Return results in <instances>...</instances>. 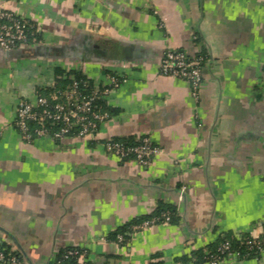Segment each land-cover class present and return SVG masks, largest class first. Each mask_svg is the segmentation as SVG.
<instances>
[{
  "label": "crops",
  "instance_id": "obj_1",
  "mask_svg": "<svg viewBox=\"0 0 264 264\" xmlns=\"http://www.w3.org/2000/svg\"><path fill=\"white\" fill-rule=\"evenodd\" d=\"M0 7L39 35L0 49V239L26 264H52L68 248L80 264H187L181 258L198 251L205 262L226 236L264 232V0ZM169 50L203 59L196 95L160 72ZM77 73L107 90V119L92 136L23 141L18 102L34 104L38 92ZM143 137L159 149L147 165L105 147ZM160 204L175 208V222L134 228ZM217 264H264V245Z\"/></svg>",
  "mask_w": 264,
  "mask_h": 264
},
{
  "label": "built area",
  "instance_id": "obj_2",
  "mask_svg": "<svg viewBox=\"0 0 264 264\" xmlns=\"http://www.w3.org/2000/svg\"><path fill=\"white\" fill-rule=\"evenodd\" d=\"M29 41L30 32L27 20L0 7V49L8 51L27 44ZM202 63L201 57L193 58L183 51L169 50L164 54L159 69L164 75L185 81L196 95L202 82ZM110 83L114 86L117 84L113 78H110ZM81 84L86 86L85 82ZM106 91V89L101 91L92 89L89 93H85L84 90L78 88V82L73 81L64 90L56 89L46 94H38L34 104L20 100L16 109L14 126L20 138L26 142L42 137L60 140L69 135L92 136L98 125L108 117L106 111L96 103ZM105 147L119 158L132 156L141 165H147L159 153L158 147L153 145L147 137L141 138L135 144L110 140L105 143ZM168 221L169 216L162 214L160 218L145 221L134 228L153 222ZM241 236L236 235L247 251L258 252L264 245V232L259 235H247L244 238ZM4 244L9 245L0 239V264H24L18 256L16 246L10 245L5 248ZM217 251L225 254L224 257L234 258L239 255L237 251L230 249L227 241L221 243ZM77 255V250L68 248L61 256L56 257L55 255L52 264H60L63 259ZM224 257L218 258L215 254L209 253L205 262L198 264H217Z\"/></svg>",
  "mask_w": 264,
  "mask_h": 264
},
{
  "label": "trees",
  "instance_id": "obj_3",
  "mask_svg": "<svg viewBox=\"0 0 264 264\" xmlns=\"http://www.w3.org/2000/svg\"><path fill=\"white\" fill-rule=\"evenodd\" d=\"M28 23V29H29V32H30V41L26 44H33L35 42H37L39 40V35L38 33L36 32V27L35 25L30 22V21H27ZM18 47V46H17ZM16 48V47H15ZM58 74H60V71H56ZM73 81H76L78 82V88L82 89L85 91V93H89L93 87L91 85V82L85 78L83 75L77 73L74 75V78H72L71 80L69 79H59L56 81V83L53 85V87H51L50 89H48L47 91H40L38 92L39 94H46V93H49L51 92L52 90H56V89H60V90H64L66 87L70 86L72 84ZM82 82H85L86 83V86H82ZM97 105L100 106V108L102 110L105 111V108L103 107V103L101 101V99H98L96 101ZM59 141V140H58ZM116 141V140H114ZM119 141V140H117ZM128 143V142H127ZM162 214H167L169 216V221L168 222H175L177 220V215H176V211H175V208L171 207V206H168V205H163V204H160L156 211L154 212V214L151 216V217H155V218H160ZM124 232V229H119L117 230L115 233L112 234V236L114 237L117 233H123ZM242 238L244 237H247L246 235H242L241 236ZM241 238V239H242ZM227 241L229 243V246H230V249L231 250H234V251H237L239 253L238 257H244V256H252V255H255L257 252H252V251H247L245 249V246L243 244H241V240L238 239L236 236H233V235H229V236H226V238L222 241ZM221 243L219 244L218 243H214L211 245L210 247V253L212 254H215L216 257L218 258H222L225 256V254H222L220 252L217 251V247L220 246ZM5 248H8L10 245H3ZM66 250V249H65ZM65 250H61V251H58L56 253V257H59L61 256ZM18 256H20V254L18 253ZM204 253L202 251H198L196 252L195 254H192L191 257H188V256H184L183 258H181V260L184 262V263H187V264H196L198 261H202L204 262ZM21 260L24 261L23 258H21ZM4 264H8V263H4ZM24 264H26V262L24 261ZM60 264H80L77 260V256H72V257H68L66 259H63L61 261ZM88 264H92V263H88Z\"/></svg>",
  "mask_w": 264,
  "mask_h": 264
},
{
  "label": "water",
  "instance_id": "obj_4",
  "mask_svg": "<svg viewBox=\"0 0 264 264\" xmlns=\"http://www.w3.org/2000/svg\"><path fill=\"white\" fill-rule=\"evenodd\" d=\"M182 194V193H181ZM183 195V194H182Z\"/></svg>",
  "mask_w": 264,
  "mask_h": 264
}]
</instances>
